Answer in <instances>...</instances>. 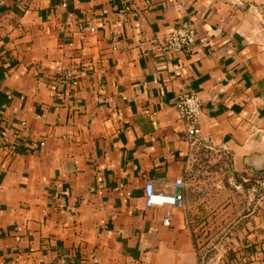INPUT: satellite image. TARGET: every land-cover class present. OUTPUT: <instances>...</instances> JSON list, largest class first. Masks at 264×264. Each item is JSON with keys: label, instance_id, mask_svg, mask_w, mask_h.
Masks as SVG:
<instances>
[{"label": "crops", "instance_id": "crops-1", "mask_svg": "<svg viewBox=\"0 0 264 264\" xmlns=\"http://www.w3.org/2000/svg\"><path fill=\"white\" fill-rule=\"evenodd\" d=\"M66 1L0 3V264H264V208L203 262L188 212L145 204L148 182L183 191L186 95L200 143L264 174L249 164L264 157V0ZM182 23L197 46L163 53Z\"/></svg>", "mask_w": 264, "mask_h": 264}, {"label": "rangeland", "instance_id": "rangeland-1", "mask_svg": "<svg viewBox=\"0 0 264 264\" xmlns=\"http://www.w3.org/2000/svg\"><path fill=\"white\" fill-rule=\"evenodd\" d=\"M183 182L190 228L203 262L226 255L231 239L264 208V175L234 176L218 148L197 143Z\"/></svg>", "mask_w": 264, "mask_h": 264}, {"label": "built area", "instance_id": "built-area-1", "mask_svg": "<svg viewBox=\"0 0 264 264\" xmlns=\"http://www.w3.org/2000/svg\"><path fill=\"white\" fill-rule=\"evenodd\" d=\"M31 0H17V7L22 11H26L30 7ZM1 3V0H0ZM148 7L151 5L147 2ZM61 6L67 8L68 4L66 0H62ZM124 16L134 15L131 5H124L122 10ZM74 22L67 21V27H71ZM80 33L88 31L90 33H95L97 31L96 27L91 26L85 22H80ZM74 37L77 33L70 32ZM198 36L195 29H193L189 24L182 23L176 27V29L168 36L165 43L162 46V52H172L182 53V52H192L197 46ZM87 72L85 70H80L78 74L66 73L62 77L61 84L62 86H67L71 89L78 86L80 79L85 77ZM173 106L177 109L180 121L185 129L186 136L188 140L192 143H199L201 137V127L200 120L202 116V102L196 95H186L182 98L176 99L173 102ZM24 130L28 132V128L25 123ZM40 146H44V143H41ZM32 148H37V145L33 144ZM14 150L12 149L9 152V155L13 154ZM176 188L184 189L185 184L183 179H177L175 182ZM145 204L148 208L153 207H164L169 206L172 208H178L185 210L187 206L186 198L183 192L176 191L174 194L169 195L164 192L156 190L152 182H148L145 186ZM170 218L164 220V224L170 226Z\"/></svg>", "mask_w": 264, "mask_h": 264}, {"label": "water", "instance_id": "water-1", "mask_svg": "<svg viewBox=\"0 0 264 264\" xmlns=\"http://www.w3.org/2000/svg\"><path fill=\"white\" fill-rule=\"evenodd\" d=\"M250 166L259 172H264V157L253 159L249 162Z\"/></svg>", "mask_w": 264, "mask_h": 264}, {"label": "trees", "instance_id": "trees-1", "mask_svg": "<svg viewBox=\"0 0 264 264\" xmlns=\"http://www.w3.org/2000/svg\"><path fill=\"white\" fill-rule=\"evenodd\" d=\"M227 158H228V160H230V157H227ZM230 166H231V160H230ZM231 168H232V167H231ZM232 171H233V169H232ZM252 173H254V174H260V175H264L263 173H257V172H255V171L252 172ZM233 174H234V176L237 177V176H239V175H244L245 173H241V174H240V173H237V172H234V171H233ZM182 192H183V194H184V196H185L184 189H183ZM185 198H186V197H185ZM194 241H195V240H194ZM195 245H196V242H195ZM196 248H197V246H196ZM197 249H198V248H197Z\"/></svg>", "mask_w": 264, "mask_h": 264}]
</instances>
